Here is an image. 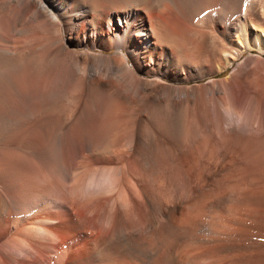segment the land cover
Wrapping results in <instances>:
<instances>
[{"label":"bare ground","instance_id":"obj_1","mask_svg":"<svg viewBox=\"0 0 264 264\" xmlns=\"http://www.w3.org/2000/svg\"><path fill=\"white\" fill-rule=\"evenodd\" d=\"M75 101L84 107L63 108ZM1 105L13 121L0 126V238L12 199L37 190L48 196L38 208L61 201L69 164L108 162L131 141L145 187L127 186L108 226L64 213L58 224L76 223L85 238L62 263L86 253L63 264H179L180 245L161 229L182 219L223 243L218 260L264 264V0H0ZM87 107L118 118L88 131ZM163 127L171 143L158 139ZM60 150L73 152L63 166L52 159ZM180 153L193 175L209 176L184 204L168 177ZM1 252L0 264H16Z\"/></svg>","mask_w":264,"mask_h":264},{"label":"rangeland","instance_id":"obj_2","mask_svg":"<svg viewBox=\"0 0 264 264\" xmlns=\"http://www.w3.org/2000/svg\"><path fill=\"white\" fill-rule=\"evenodd\" d=\"M4 28H8L7 24H4ZM74 49L81 50L79 48H74ZM229 71L231 70L229 69L223 72L222 74L218 76V78L226 77ZM194 84L196 83H192L191 85H194ZM18 93H20V90L17 91V96H20L21 93L20 94ZM72 95L74 94L73 93L69 94V96H72ZM69 104L70 103H66V104L63 103V108H66L67 106L72 107V108L73 106L82 108L83 106V104L81 105L77 101H75L74 103L72 102L71 105ZM65 105L67 106L65 107ZM7 112L8 111H7L6 106L1 105L0 106V126L1 127L9 126L11 125L13 121V120L11 121L6 120ZM85 113L88 115L84 114V117H83L84 119L82 118L83 120L82 122H80L81 123L80 125L81 127H85V129L88 131H90V129L93 126L96 128L102 122L103 123L101 125H104V123L106 124V122L113 121L114 119L117 120L118 118V115H115L114 117L113 116L109 117V115H105V116L101 115L97 113L92 107H87V110ZM179 114L182 115L180 110H179ZM99 121L100 123H98ZM173 124H174L173 126H175L176 121H174ZM165 129H166L165 127L161 129V131L158 134L160 136L158 137V139L165 138L166 140L169 141L170 139H172L173 136L171 132L166 131ZM174 130L176 129L174 128ZM92 135L91 134L90 136L87 135L88 136L87 138H90V137L92 138ZM112 136L111 138H114ZM95 138H97V136ZM84 141H86V139ZM130 142L125 141L122 143L121 146H118V148H114L115 150L117 149L118 156H116L117 158L115 157L116 159L113 158L109 160L108 162L106 161V159H102L100 157H94V158H91L94 161H92L89 158H83L80 161V163H78L76 169H72L69 164L67 171H66L67 175L65 179L67 181H64V180H63L64 182L62 181L63 186H64V191H65V196H64V199L61 201H58L55 198L51 197L53 200L50 199V201L40 204L41 206L38 208V206H36L37 203L48 198V196H46L47 194L41 191H37V190L32 191V192H26L24 193L23 197L20 195L17 198V203H15V200L12 199V203L13 205L17 206V209H15V207L12 208L11 213H10L11 216L8 221L9 223H8V226H6V234L0 238V248L2 251L1 253L7 256L10 255L9 258L16 260V264H21L22 262H28L32 258L36 259L39 257H46L49 260H53L54 264H63L65 262L67 263L73 260V258L75 259L77 257H82V255H84L86 252L83 249H82L83 251L75 250L70 255V257L67 258L65 261H63L62 263V260L65 257L64 254L67 253L68 250L74 249L78 247L80 244H82V239L85 237H83L82 232L78 231L75 228L74 224L76 223L74 224L73 223H70V224L63 223V225H60L58 224V222L61 220V217L63 216L64 213L69 214L70 212L72 216H74V218L72 219V222H74V220L77 221L79 219V216L84 215L87 220V223L89 222L88 225L91 227H95L99 225V223L100 225L103 223V225L108 226V224L110 225V220H109L110 215L114 211V209L118 205L120 206L119 208H121V205L123 206V205H126L127 203V199H128V196H127L128 191L126 189L127 186L129 187L128 189L131 190L132 195H135L136 193L139 192L138 190L140 189H138L137 187H140L141 189L145 187L143 183L144 182L143 178L139 175V173L136 172L138 169L135 168L136 166H133L134 163H132V157L130 155V150H129L131 148ZM169 142L171 143V141ZM114 147H117V146H114ZM85 149L83 150L85 151ZM82 151H80V156L83 154ZM91 153L92 152H88L86 154H91ZM72 154L73 152H68V151L62 152V150L58 151L57 156H56L57 159L55 160V157H52L53 164H56V165L59 164L63 166L64 163L68 162L67 157H69ZM190 154L192 156H195L196 153L191 152ZM179 155L180 156L179 158L176 159V162L174 160V164L176 165V167L177 166L179 167L178 168L179 173L172 172L173 174H169L168 177L172 179V181L170 182L172 183L174 182L173 184L175 185V187L177 185L176 190H177L178 196L182 199L181 200L182 204H184L185 202L189 201L192 197L191 189L198 190L201 186L206 185L209 176H208V173H206L204 176L197 178L195 175L192 174L191 165L185 161L181 153ZM170 175H174V176L171 177ZM193 176H195L196 178ZM79 184L81 186H79ZM169 188L170 187L168 186V189ZM202 204H204V202ZM196 207L200 208L199 205L193 208H196ZM202 207L204 206L202 205L201 208ZM21 208L28 209L26 210L27 212L30 210L31 211L29 212V214L26 213L27 215H25V213L16 214L17 212H23V210H25ZM100 219L101 221L103 220V222L101 221L99 222ZM197 219H199V217H197ZM204 219L208 221L206 216L204 217ZM64 220L66 221V218H64ZM192 224L195 225L196 223L194 222ZM188 225H189L188 222L182 219L181 224L179 226L181 230L178 229L179 227L177 228L178 230L174 228L176 231L172 227L170 228L165 227L166 228L165 231L167 233L165 232L163 233L164 229L163 230L161 229V234H165L163 236H166L169 233H171L172 235V236L167 235L166 236L167 238L165 237L166 243H167V239L169 240L167 244L172 243L173 241V242H176L177 245L178 244L180 245V246L178 245L179 249H181L180 259L181 257L182 259H184V257L186 259L179 260L180 261L179 264L182 262L184 263L185 260H189V259L191 261L189 260L187 262L196 261V262H193V264H227L226 262L223 261V259L221 260L217 259L218 257H221V256L223 257L222 249H219L221 248L220 246H222L223 243L222 242L214 243V242L208 241L209 240L208 232L198 231L196 226L192 227L194 228L192 229L191 226L193 225L191 226H188ZM177 232H180V233H177ZM259 234H261L260 237L264 238V232H261ZM194 243L195 245L192 246ZM54 245L58 246L57 252L53 251ZM184 245H186V247ZM217 245L219 246V248L217 249L215 247V249H217L215 250L213 246H217ZM183 246L185 248H182ZM202 247L203 249H205V252H206L203 257L204 259L202 257L200 258L201 255L196 256V254L198 253L201 254L200 252L204 251ZM210 247H213V250H214L212 251V248L210 249L211 251L209 250L211 253L213 252L212 255H209L211 253H209L208 250L206 251V249H209ZM194 248L195 249L197 248L198 250L199 249H202V250L198 251L197 253L196 252L194 253ZM190 250L193 252L192 253L189 252L188 254H191V255L188 256L187 252ZM183 251L185 252V255L187 257L184 255ZM203 253L204 252H202V254ZM214 253H217L218 255ZM193 256H195V258ZM211 258L213 259L211 260Z\"/></svg>","mask_w":264,"mask_h":264}]
</instances>
